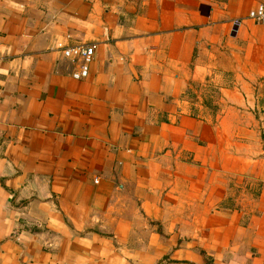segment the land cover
<instances>
[{
	"label": "crops",
	"instance_id": "obj_1",
	"mask_svg": "<svg viewBox=\"0 0 264 264\" xmlns=\"http://www.w3.org/2000/svg\"><path fill=\"white\" fill-rule=\"evenodd\" d=\"M260 4L0 0V264H264Z\"/></svg>",
	"mask_w": 264,
	"mask_h": 264
},
{
	"label": "built area",
	"instance_id": "obj_2",
	"mask_svg": "<svg viewBox=\"0 0 264 264\" xmlns=\"http://www.w3.org/2000/svg\"><path fill=\"white\" fill-rule=\"evenodd\" d=\"M247 17L253 23L264 27V4H260L255 9L251 10ZM94 49V46L91 45L63 48V58L73 63V71L71 72L73 80L83 81L88 78Z\"/></svg>",
	"mask_w": 264,
	"mask_h": 264
}]
</instances>
